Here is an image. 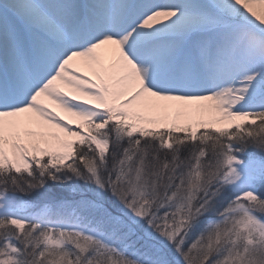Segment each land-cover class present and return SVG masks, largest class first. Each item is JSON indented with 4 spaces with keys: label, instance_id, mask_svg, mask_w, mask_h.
<instances>
[{
    "label": "snow or ice",
    "instance_id": "6c2138e0",
    "mask_svg": "<svg viewBox=\"0 0 264 264\" xmlns=\"http://www.w3.org/2000/svg\"><path fill=\"white\" fill-rule=\"evenodd\" d=\"M0 264H264V0H0Z\"/></svg>",
    "mask_w": 264,
    "mask_h": 264
},
{
    "label": "bare ground",
    "instance_id": "6f19581e",
    "mask_svg": "<svg viewBox=\"0 0 264 264\" xmlns=\"http://www.w3.org/2000/svg\"><path fill=\"white\" fill-rule=\"evenodd\" d=\"M75 122V121H74Z\"/></svg>",
    "mask_w": 264,
    "mask_h": 264
}]
</instances>
